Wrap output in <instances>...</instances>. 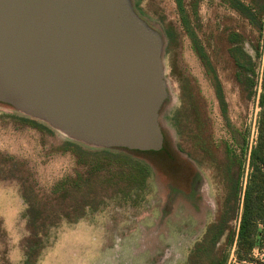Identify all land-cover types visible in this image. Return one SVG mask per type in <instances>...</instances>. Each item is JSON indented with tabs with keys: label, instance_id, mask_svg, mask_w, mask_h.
<instances>
[{
	"label": "rangeland",
	"instance_id": "obj_1",
	"mask_svg": "<svg viewBox=\"0 0 264 264\" xmlns=\"http://www.w3.org/2000/svg\"><path fill=\"white\" fill-rule=\"evenodd\" d=\"M131 4L162 41L167 97L159 123L169 150L140 157L150 170L141 191L81 186L83 191L68 189L60 199L57 184L79 179L110 148L74 139L0 102V264H25L30 247L38 250L34 264H247L237 259L243 193L237 202L234 186H247L260 108L232 50L252 56L261 84L264 15L260 30L228 0H183L222 83L224 116L213 75L184 28L176 0ZM226 222L218 243L208 240L206 252L195 256L209 228ZM253 256L264 260V250L255 249Z\"/></svg>",
	"mask_w": 264,
	"mask_h": 264
},
{
	"label": "water",
	"instance_id": "obj_2",
	"mask_svg": "<svg viewBox=\"0 0 264 264\" xmlns=\"http://www.w3.org/2000/svg\"><path fill=\"white\" fill-rule=\"evenodd\" d=\"M161 55L131 0H0V102L74 139L163 151Z\"/></svg>",
	"mask_w": 264,
	"mask_h": 264
},
{
	"label": "trees",
	"instance_id": "obj_3",
	"mask_svg": "<svg viewBox=\"0 0 264 264\" xmlns=\"http://www.w3.org/2000/svg\"><path fill=\"white\" fill-rule=\"evenodd\" d=\"M231 7L243 14L254 26L263 29V23L260 19V14L264 15V0H253L251 6L245 4L241 0H228ZM180 16L184 28L189 35L198 56L209 69L213 75L216 96L224 116H227L228 106L225 98L222 83L213 69L211 60L200 40L197 33L191 26L189 16L185 11L183 0H176ZM233 56L236 60L238 67L242 70L244 75V85L249 91V95L258 97V106L260 108L258 120V141L252 148L250 154L251 173L248 179L245 190L239 189V181L234 186L235 199L240 200V192L243 193L241 220L238 231L237 241V259L240 262L252 264H264V260L256 259L253 256V251L259 249L264 250V77L261 84L257 80L258 74L256 72L257 64L252 58L242 49L235 47ZM260 57L261 54H258ZM264 74V63H263ZM260 84V91L258 86ZM163 130V129H162ZM164 132V131H163ZM165 135V132H164ZM164 150L161 152H139L130 151L124 148H110L103 150L105 153L97 159L89 162V172H84L79 175V179L74 181L62 180L57 184L55 194L64 199L69 190L83 191L81 186L95 187L97 185H110L117 186V190L122 193H130L134 191H141L149 177L150 170L147 164L140 159V157H147L159 153H164L169 150V144L165 136ZM108 175V180L105 179ZM69 189V190H68ZM238 206V203H237ZM32 212V226H36L37 219H35L36 212ZM39 217V215H38ZM227 222L218 223L210 227L203 243H200L195 250V256L202 255L206 251L205 245L208 240L215 246L218 241L227 232ZM210 233H212L210 235ZM210 235V236H209ZM235 239L234 233L229 234L228 242L233 244ZM203 252V253H202ZM38 250L30 247L26 253L25 264L36 263ZM225 261V260H224ZM221 263V262H220ZM226 262H224L225 264Z\"/></svg>",
	"mask_w": 264,
	"mask_h": 264
},
{
	"label": "flooded vegetation",
	"instance_id": "obj_4",
	"mask_svg": "<svg viewBox=\"0 0 264 264\" xmlns=\"http://www.w3.org/2000/svg\"><path fill=\"white\" fill-rule=\"evenodd\" d=\"M179 200V199H178ZM163 262H160L159 264H162Z\"/></svg>",
	"mask_w": 264,
	"mask_h": 264
}]
</instances>
